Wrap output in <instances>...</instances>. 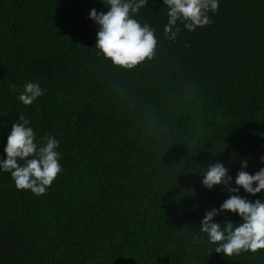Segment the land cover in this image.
<instances>
[{
    "label": "trees",
    "instance_id": "16d2710c",
    "mask_svg": "<svg viewBox=\"0 0 264 264\" xmlns=\"http://www.w3.org/2000/svg\"><path fill=\"white\" fill-rule=\"evenodd\" d=\"M160 2L139 15L154 55L126 69L97 55L87 17L101 0H0V152L23 114L60 141L63 168L39 196L0 173V264H264V250L223 257L195 242L228 195L201 184L204 167L262 166L264 0H219L210 25H180L175 41ZM29 80L44 94L26 106Z\"/></svg>",
    "mask_w": 264,
    "mask_h": 264
},
{
    "label": "clouds",
    "instance_id": "9594fccd",
    "mask_svg": "<svg viewBox=\"0 0 264 264\" xmlns=\"http://www.w3.org/2000/svg\"><path fill=\"white\" fill-rule=\"evenodd\" d=\"M107 11L91 8L88 19L97 26L94 46L97 55H102L112 65L131 69L146 59H151L158 44L156 29L147 22H141V9L149 0H101ZM153 4L157 0H152ZM165 7L167 21L163 26L168 40L175 41L183 29L192 32L210 25L209 16L218 10L219 0H161ZM44 94L38 82L25 81L17 100L31 105ZM60 141L51 134L37 136L30 121L23 114L11 122L3 151L0 152V173L10 174L17 190H30L34 195L45 194L53 181L62 174L60 163ZM261 167L253 173L245 169L248 159L241 157L235 177L231 169L215 161L205 168L201 184L208 190L221 186L228 193L227 198L206 209L199 221V236L195 242L212 245L209 254L215 252L223 257L241 253H256L264 250V155L259 157ZM241 190L246 195H241ZM259 197L249 199V197ZM197 207V206H194ZM225 213L233 214L237 220L215 218Z\"/></svg>",
    "mask_w": 264,
    "mask_h": 264
}]
</instances>
